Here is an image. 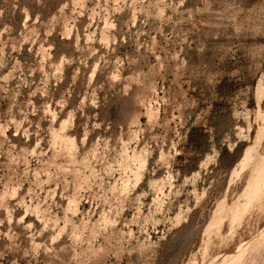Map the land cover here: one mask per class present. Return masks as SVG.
<instances>
[{
  "label": "rangeland",
  "instance_id": "rangeland-1",
  "mask_svg": "<svg viewBox=\"0 0 264 264\" xmlns=\"http://www.w3.org/2000/svg\"><path fill=\"white\" fill-rule=\"evenodd\" d=\"M263 158L264 0H0V264H264Z\"/></svg>",
  "mask_w": 264,
  "mask_h": 264
},
{
  "label": "bare ground",
  "instance_id": "bare-ground-1",
  "mask_svg": "<svg viewBox=\"0 0 264 264\" xmlns=\"http://www.w3.org/2000/svg\"><path fill=\"white\" fill-rule=\"evenodd\" d=\"M253 158V157H252ZM262 160V159H261ZM260 168V169H259ZM259 168H257V169H259V171H258V173H257V176L255 177V179H254V181L252 182V184H249L250 186L252 185V187H250V188H253L254 187V189L255 188H257L258 187V185L260 184V182H261V180H263V178H264V158H263V161L260 163V167ZM251 175V174H250ZM250 188H249V191H250ZM252 190V189H251ZM251 193V192H250ZM16 195V194H15ZM221 207V206H220ZM235 210V209H234ZM209 226V225H208ZM217 226V225H216ZM208 235V234H207ZM250 245V244H249ZM247 248V247H246ZM241 249V248H240ZM245 252V251H244ZM240 255V254H239ZM238 255V256H239ZM228 257V256H227ZM235 257V256H234ZM225 258V257H224ZM229 258H230V256L228 257V260H229ZM232 258V257H231ZM225 260V259H224ZM237 260V259H236ZM240 260V259H239ZM238 261V260H237ZM232 262H234L235 263V261H232ZM225 263V262H224ZM227 263V262H226ZM233 263V264H234ZM229 264V263H228Z\"/></svg>",
  "mask_w": 264,
  "mask_h": 264
}]
</instances>
